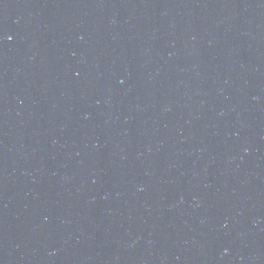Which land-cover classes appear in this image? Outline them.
<instances>
[{
	"label": "water",
	"instance_id": "water-1",
	"mask_svg": "<svg viewBox=\"0 0 264 264\" xmlns=\"http://www.w3.org/2000/svg\"><path fill=\"white\" fill-rule=\"evenodd\" d=\"M0 264H264V0H0Z\"/></svg>",
	"mask_w": 264,
	"mask_h": 264
}]
</instances>
